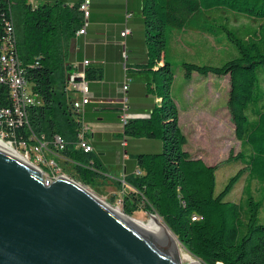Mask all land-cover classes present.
Returning a JSON list of instances; mask_svg holds the SVG:
<instances>
[{"label": "trees", "instance_id": "obj_1", "mask_svg": "<svg viewBox=\"0 0 264 264\" xmlns=\"http://www.w3.org/2000/svg\"><path fill=\"white\" fill-rule=\"evenodd\" d=\"M142 14L148 51L143 68L157 75L162 102L146 118L129 121L125 134L160 138L163 146L160 152L138 155L140 175L126 174L124 211L132 215L142 207L157 214L202 264H264V199L257 200L252 192L241 202L227 199L245 174L264 185V0H143ZM243 20L246 23L237 24ZM10 21L15 23L28 80L41 99L29 113L32 131L59 153L57 163L64 171L69 167L73 179L94 185L101 177L100 166L93 152L77 147L75 93L66 90L83 24L80 2L69 6L46 1L35 6L28 0H0V26ZM184 30L200 31L230 54L221 65L178 64L189 80L196 74L230 81L228 108L242 149L229 160H241L245 167L219 193V166L208 165L185 149L188 138L172 95L176 72L171 38ZM163 57L164 63L153 70ZM86 74L89 83L103 78L102 69L91 65ZM8 95V88L0 84V107L10 104ZM56 135L65 140L62 150L54 143ZM195 216L200 218L193 220Z\"/></svg>", "mask_w": 264, "mask_h": 264}, {"label": "water", "instance_id": "obj_2", "mask_svg": "<svg viewBox=\"0 0 264 264\" xmlns=\"http://www.w3.org/2000/svg\"><path fill=\"white\" fill-rule=\"evenodd\" d=\"M0 264L181 262L161 226L127 223L71 177L47 186L41 168L0 143Z\"/></svg>", "mask_w": 264, "mask_h": 264}, {"label": "crops", "instance_id": "obj_3", "mask_svg": "<svg viewBox=\"0 0 264 264\" xmlns=\"http://www.w3.org/2000/svg\"><path fill=\"white\" fill-rule=\"evenodd\" d=\"M46 1L51 3L61 1L69 6L80 2V0H32L31 4L36 6ZM142 3L143 0H92L87 33L80 37L77 33V43L78 39L80 42L71 58L72 63L90 60L91 66L101 68L103 71L101 80L90 82L91 101L85 106L83 117L89 125L86 136L94 148V160L100 166L101 177L98 179L104 186L115 190L126 174L137 171L139 154L160 152L163 146L160 138L127 136L120 120V101L126 74L131 78L129 97L133 113L150 115L153 109L160 105L162 99L161 89L156 84L157 75L143 68V63L148 60V51L143 42ZM126 26L131 33L127 39H123L121 33ZM164 60L163 57L153 70H157ZM194 76L196 74L192 79ZM75 94L73 99L78 100L81 94ZM173 97L179 108L176 97L174 95ZM123 141H127V145L123 146ZM115 190L113 192L118 193Z\"/></svg>", "mask_w": 264, "mask_h": 264}, {"label": "rangeland", "instance_id": "obj_4", "mask_svg": "<svg viewBox=\"0 0 264 264\" xmlns=\"http://www.w3.org/2000/svg\"><path fill=\"white\" fill-rule=\"evenodd\" d=\"M241 23H246V20L237 22L238 25ZM254 26L258 27V23L256 22ZM171 47L176 72L173 95L176 97L181 110V122L179 124L188 138L185 149L193 157L204 160L206 164L219 166L216 187V191L219 193L228 181L245 167L241 160H229L231 155L232 159H235L242 149L241 142L236 137L235 125L228 108L230 81L228 77L209 76L200 78L199 75H196L190 82L185 77L183 68L178 64L188 61L198 64L221 65L230 59V54L227 49L224 50V48L216 45L212 38L201 34L200 31L193 30L176 32L174 39L171 38ZM161 102L162 99L159 103L161 104ZM37 103L38 105L41 104L39 97ZM69 170L70 168L67 167L65 171H62L69 177ZM123 181L126 179L123 178L120 186L116 187L118 193L113 192L115 189L104 186L99 179L95 180L94 185L86 186L88 190L111 208L125 214L123 196L127 184H124ZM251 192L257 200L263 201L264 185H261L257 180H252L249 174H245L233 191L228 194L227 199L241 202ZM125 215L145 223L149 222L154 215L165 224L157 214H151L142 207L132 215L127 213ZM262 216L264 218V209ZM175 241L177 242L176 237ZM177 246L181 252L188 253L182 244L177 242ZM181 264L187 263L181 261Z\"/></svg>", "mask_w": 264, "mask_h": 264}, {"label": "built area", "instance_id": "obj_5", "mask_svg": "<svg viewBox=\"0 0 264 264\" xmlns=\"http://www.w3.org/2000/svg\"><path fill=\"white\" fill-rule=\"evenodd\" d=\"M28 1L31 3L32 0ZM91 2L92 0L80 1L83 24L78 31V37L87 33L92 9ZM130 33L131 30L126 27L122 31L121 37L127 39ZM124 44L126 45L125 42ZM124 56L126 57V48ZM90 65V60L73 62L66 82V90L71 93L81 94L78 100L74 99L73 105L75 111L78 113L77 121L80 124L77 147L86 153L93 152L94 150L86 136L89 125L84 121L83 117L85 106L91 101L90 83L87 80L86 74V69ZM130 83L131 78L126 75L123 84V95L120 101V120L123 127L132 119L148 116L135 114L131 111L129 97ZM0 84L8 88V99L10 101L8 106L0 107V138L21 153L30 163L41 168L44 172V180L47 186L58 176H67L56 161L59 153L53 152L49 143L44 138L39 139L31 129L29 113L32 107L38 105L37 98L39 95L34 91L33 85L28 80L26 63L19 54L14 21L6 22L4 26H0ZM23 130L28 135L23 134ZM31 140L33 142H30ZM54 143L58 150H62L65 147V140L60 135L55 136ZM125 145H127V141H123V146ZM91 166H93V162H91ZM136 173L140 175L141 171L137 170ZM199 218L195 216L193 220Z\"/></svg>", "mask_w": 264, "mask_h": 264}, {"label": "bare ground", "instance_id": "obj_6", "mask_svg": "<svg viewBox=\"0 0 264 264\" xmlns=\"http://www.w3.org/2000/svg\"><path fill=\"white\" fill-rule=\"evenodd\" d=\"M0 143L2 145H4L5 147H7L8 149H10L11 151L14 152L15 156L17 157L18 160H20L21 162L27 164V165H30V166H33V164H31L27 159H25L21 153L17 152L14 150V148H12L10 146V144L8 145L7 142H5L4 140H2L0 138ZM113 209V208H112ZM119 216H121L127 223L129 224H134V225H139V226H148V227H154V226H161L166 232L167 234L172 238V241L174 243V245L176 246V249H177V252H178V257H179V260L180 262L181 261H185L187 264H201L199 263L196 259H194L190 253H186V252H181V250L178 248L177 246V242L175 241V235L169 230L167 229L166 225L163 224L159 218H157L156 216H152L149 220V222L145 223V222H142V221H139L133 217H129L127 215H125L124 213L120 212V211H117L116 209H113ZM166 227H165V226ZM173 236V237H172Z\"/></svg>", "mask_w": 264, "mask_h": 264}]
</instances>
